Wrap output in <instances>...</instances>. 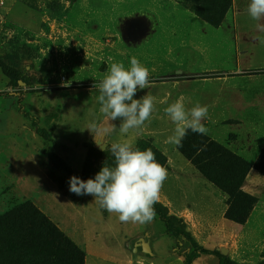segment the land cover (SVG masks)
Returning <instances> with one entry per match:
<instances>
[{
    "label": "rangeland",
    "instance_id": "obj_1",
    "mask_svg": "<svg viewBox=\"0 0 264 264\" xmlns=\"http://www.w3.org/2000/svg\"><path fill=\"white\" fill-rule=\"evenodd\" d=\"M192 1L0 0V61L18 78L15 86L0 70V91H18L15 98L0 95V215L29 201L79 247L82 264H143L138 256L151 253L139 248L136 257L124 239L108 237L113 252L87 259L80 212L91 195L69 191L68 177L47 161L48 143L11 108L13 99L37 117L55 140V152L78 173L91 150H103L97 143L133 146L141 137L159 148L166 166L168 158L171 168L175 158L187 160L164 142L175 127L164 109L176 101L186 109L207 106L206 136L254 164L264 148V30L247 13L249 0H230L216 24L199 16ZM133 56L149 70V86L133 98L150 95L154 111L141 129L121 134V120L110 122L99 112L93 85L114 62L129 68ZM92 122L93 134L85 129ZM193 176L212 200L193 210L195 216L182 206L194 240L225 250L237 264H264V176L251 168L244 178L242 190L257 201L243 224L224 217V192L197 169ZM156 223L163 227L158 217ZM170 240L163 244L164 264H183L178 253L188 242ZM192 264L218 262L205 255Z\"/></svg>",
    "mask_w": 264,
    "mask_h": 264
},
{
    "label": "trees",
    "instance_id": "obj_2",
    "mask_svg": "<svg viewBox=\"0 0 264 264\" xmlns=\"http://www.w3.org/2000/svg\"><path fill=\"white\" fill-rule=\"evenodd\" d=\"M196 13L211 23H218L227 10L230 0H193ZM0 70L13 85H18L16 70L0 61ZM18 91H0V95L15 98ZM11 108L30 121L34 133L47 142L46 158L49 164L65 173L70 179L75 175L82 180L94 178L103 166L114 167V157L104 150H91L88 153L83 170L78 173L54 150L55 140L48 130L38 124L31 115L14 99ZM140 150L151 149L158 163L166 166V158L159 148L146 137L139 138L132 146ZM179 152L198 170L199 174L227 195V207L224 217L232 222H246L256 198L242 190V183L251 168L264 176V148L251 165L236 152L221 145L214 139L188 131L182 141ZM155 215L163 223L164 231L175 240L185 239L188 250L179 252L183 264L192 262L201 255L217 258L218 264H237L218 248L208 249L199 245L186 228L181 217L170 214L166 206L157 201L154 204ZM137 238L135 247L146 248V243ZM139 242V243H137ZM141 244V245H139ZM83 255L79 247L71 243L40 210L25 201L19 206L0 215V264H82ZM245 264V263H240Z\"/></svg>",
    "mask_w": 264,
    "mask_h": 264
},
{
    "label": "clouds",
    "instance_id": "obj_3",
    "mask_svg": "<svg viewBox=\"0 0 264 264\" xmlns=\"http://www.w3.org/2000/svg\"><path fill=\"white\" fill-rule=\"evenodd\" d=\"M247 13L251 19L259 22L257 27L264 30V0H249ZM148 78L149 70L133 56L129 68L126 69L123 63L114 62L103 79L93 85L99 93V112L110 122L120 119L121 134L141 129L154 111L153 97L150 95L146 94L141 99L133 98L138 89L143 90L149 86ZM69 85L70 82H62V86ZM164 112L175 125L173 133L164 141L166 144L182 147V141L189 130L201 135L207 134L208 129L202 123L208 115L207 106L196 104L186 109L181 101H176L165 108ZM85 129L93 134L97 124L92 122ZM97 146L111 153L115 166H103L94 178L87 180L71 176L69 191L78 196H93L94 202L101 209L117 214L123 223L151 222L155 217L153 206L159 199L167 170L157 162L151 149H134L128 143H112L110 146L97 143Z\"/></svg>",
    "mask_w": 264,
    "mask_h": 264
},
{
    "label": "crops",
    "instance_id": "obj_4",
    "mask_svg": "<svg viewBox=\"0 0 264 264\" xmlns=\"http://www.w3.org/2000/svg\"><path fill=\"white\" fill-rule=\"evenodd\" d=\"M186 161L185 159L175 158V160H172L173 166L171 168V159L168 158L167 166L164 167L167 170V178L163 182L158 199L161 204L167 207L170 214L181 218H183V214H186L185 210H183V205H185L184 207H186L188 211L186 215H194L193 210L197 208L203 210L206 206H210L212 202L210 192L203 186L198 178L193 176L196 169L188 167ZM184 168L187 173H182ZM190 193L192 194L189 196L188 194ZM89 201L88 203L85 201L82 204V210L80 212L83 229L82 237L86 248L87 259H93V257L104 258L107 257L109 253L113 252L104 241V239L108 237H114L117 240L124 239L127 248L132 249V254L134 253L137 257L138 254L136 251H138L139 248L133 247L136 245V239L141 238V243L144 242L147 244V249L145 250L151 251L150 255L146 258L138 256L143 264H161V262H163L162 255L165 254L163 251H166L163 248V244H165V241L167 242V240H170L171 237L165 233L164 226L161 227L156 223V215L151 222L143 224L132 222L123 223L118 219L117 214L108 213L101 209L100 206L94 202L93 196H91ZM224 210L225 208H223V212ZM155 250H158V252ZM203 257H205V255H201L195 260ZM165 262L167 261H164L163 264Z\"/></svg>",
    "mask_w": 264,
    "mask_h": 264
},
{
    "label": "water",
    "instance_id": "obj_5",
    "mask_svg": "<svg viewBox=\"0 0 264 264\" xmlns=\"http://www.w3.org/2000/svg\"><path fill=\"white\" fill-rule=\"evenodd\" d=\"M220 251L222 254H226L225 250L221 249Z\"/></svg>",
    "mask_w": 264,
    "mask_h": 264
},
{
    "label": "built area",
    "instance_id": "obj_6",
    "mask_svg": "<svg viewBox=\"0 0 264 264\" xmlns=\"http://www.w3.org/2000/svg\"><path fill=\"white\" fill-rule=\"evenodd\" d=\"M0 18H1V14H0Z\"/></svg>",
    "mask_w": 264,
    "mask_h": 264
}]
</instances>
